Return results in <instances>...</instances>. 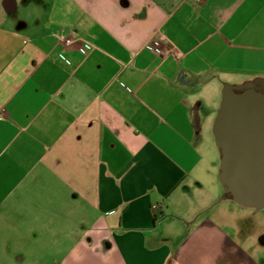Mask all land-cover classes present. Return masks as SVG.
Returning <instances> with one entry per match:
<instances>
[{
  "label": "crops",
  "instance_id": "obj_1",
  "mask_svg": "<svg viewBox=\"0 0 264 264\" xmlns=\"http://www.w3.org/2000/svg\"><path fill=\"white\" fill-rule=\"evenodd\" d=\"M248 84L264 0H0V264H264L209 139Z\"/></svg>",
  "mask_w": 264,
  "mask_h": 264
},
{
  "label": "water",
  "instance_id": "obj_2",
  "mask_svg": "<svg viewBox=\"0 0 264 264\" xmlns=\"http://www.w3.org/2000/svg\"><path fill=\"white\" fill-rule=\"evenodd\" d=\"M212 131L226 196L264 211V91L255 84L226 86Z\"/></svg>",
  "mask_w": 264,
  "mask_h": 264
},
{
  "label": "built area",
  "instance_id": "obj_3",
  "mask_svg": "<svg viewBox=\"0 0 264 264\" xmlns=\"http://www.w3.org/2000/svg\"><path fill=\"white\" fill-rule=\"evenodd\" d=\"M60 41L63 43L66 50L74 49L77 50L81 55L88 56L94 49V46L82 39L73 38L70 36L60 35ZM170 44L166 35L163 32H159L154 38L153 42L147 46V49L156 54H160L165 45ZM66 53H62L61 58L65 59Z\"/></svg>",
  "mask_w": 264,
  "mask_h": 264
},
{
  "label": "rangeland",
  "instance_id": "obj_4",
  "mask_svg": "<svg viewBox=\"0 0 264 264\" xmlns=\"http://www.w3.org/2000/svg\"><path fill=\"white\" fill-rule=\"evenodd\" d=\"M209 139L211 140V142L215 141L213 136H210ZM212 143H215V142H212ZM225 203H230V202H225ZM225 205H228V204H225ZM229 205L231 209V211L229 212H232L234 210L236 212V213L235 212L231 213V215L235 214L234 216H232V218H235L236 220L240 217V219H238L237 221L238 225H242L244 228L245 226H248L247 228L252 230L255 227L253 223H256L257 220H261L264 223V212H257V214H254L255 213L254 210H250V208H242V207L236 206V204H234L233 202H231Z\"/></svg>",
  "mask_w": 264,
  "mask_h": 264
},
{
  "label": "flooded vegetation",
  "instance_id": "obj_5",
  "mask_svg": "<svg viewBox=\"0 0 264 264\" xmlns=\"http://www.w3.org/2000/svg\"><path fill=\"white\" fill-rule=\"evenodd\" d=\"M260 90H262V91H264V87H261V86H259V85H257V84H255Z\"/></svg>",
  "mask_w": 264,
  "mask_h": 264
}]
</instances>
